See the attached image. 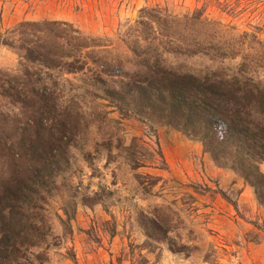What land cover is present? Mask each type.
<instances>
[{
  "label": "rangeland",
  "instance_id": "1",
  "mask_svg": "<svg viewBox=\"0 0 264 264\" xmlns=\"http://www.w3.org/2000/svg\"><path fill=\"white\" fill-rule=\"evenodd\" d=\"M156 6L178 16L201 10L236 36L264 40V0H0V32L9 41L0 44V184L27 177L51 155L60 163L45 264H264V205L243 175L216 163L189 132L126 115L106 98L108 86L125 80L115 75L137 70L125 63L128 24ZM53 22L101 38L104 47L81 55L91 71L43 75L59 98L43 101L54 113L39 130L44 104L22 81L29 46L20 27ZM39 35L30 43L69 47L51 29ZM102 62L112 65L111 76ZM100 72L108 85L96 82Z\"/></svg>",
  "mask_w": 264,
  "mask_h": 264
},
{
  "label": "trees",
  "instance_id": "2",
  "mask_svg": "<svg viewBox=\"0 0 264 264\" xmlns=\"http://www.w3.org/2000/svg\"><path fill=\"white\" fill-rule=\"evenodd\" d=\"M61 25L65 28L55 31L54 26ZM20 28V42L29 46L28 54L22 56L26 63L22 81L42 102L59 98L57 91L45 84L43 75L49 76L51 71L76 75L90 70L89 60L81 55L87 49L104 47L103 39L84 36L68 23L22 24ZM45 29L66 38L68 49L47 47L40 41L31 44V38L39 39ZM127 29L122 41L130 57L125 63L137 70L115 75L125 80L108 86L106 98L126 115L158 118L189 132L202 141L216 163L238 170L264 205V173L260 169L264 162V40L249 32L236 36L201 10L178 16L159 6L141 9L138 20ZM0 44L9 45L1 32ZM195 59L221 66L198 70L190 64ZM102 65L105 72H111L112 65ZM101 74L96 82L108 85ZM43 104L39 130H45L43 125L53 111L48 102ZM41 149L46 150L43 144L35 149L37 156L43 155ZM54 158L42 159L25 178L0 184V264L48 261L52 233L49 202L56 188L54 172L60 166Z\"/></svg>",
  "mask_w": 264,
  "mask_h": 264
}]
</instances>
